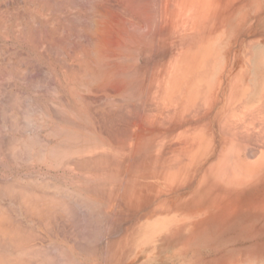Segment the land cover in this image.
<instances>
[{
  "label": "rangeland",
  "instance_id": "obj_1",
  "mask_svg": "<svg viewBox=\"0 0 264 264\" xmlns=\"http://www.w3.org/2000/svg\"><path fill=\"white\" fill-rule=\"evenodd\" d=\"M192 2L189 3L192 4L190 8L187 5L188 10L184 15H187L189 9L198 7L194 4L197 0ZM173 3L174 0H170L167 8L171 5L172 12H175ZM248 3L247 0H201L199 7L203 6L202 10L196 8V11L204 12V16L201 14L199 17L201 27H196V31L189 32L179 40L182 43L187 41L184 43L192 48L188 51L190 54L197 45L200 47V43L209 46L214 42L212 37L219 34L220 41L216 42L219 52L231 40V28L238 30L251 21L246 16ZM97 6V0H0V264H137L136 248L141 253L149 248L159 252L167 246L164 239L167 234L180 239L193 230L195 235H200L203 230L192 227L191 220L197 222L199 216L203 217V212H212V209L200 208L203 205L198 204L201 195L202 201H205L203 197L206 192H199V181H204L205 178L190 175L200 169L197 156L201 148L206 142H214V138L219 139L221 144H228L231 140L238 143L239 136L246 145L247 138L243 136L253 137L260 132L256 129L238 131V128H220L224 133L219 128L212 127L209 121L220 98L215 90H204L206 85L202 83L205 80L202 69L207 67L202 63L199 66V71L202 68V80L199 81L200 77L194 79L195 72L187 75L189 93L186 110L185 105L182 112H178L180 108L177 104L178 111L170 107L169 112L175 110L170 112L174 121L170 119L168 124L173 123L171 126L175 127H169V135L150 143L147 139H140L142 142L137 140L138 144L134 143L132 131L134 129L136 132L138 129L128 123L134 119V115L141 117V114L144 116L150 112L152 104L148 106L149 103L145 105L142 102L138 107L137 102L141 99L140 93L147 87H141V84L150 78V67H153L151 61H159V57L155 55L158 48L154 45L152 51H148L141 47L130 60L134 63L137 61V65L134 64L131 70L128 69L127 74H119L127 82L123 97L116 98L120 102H110L108 98L106 100L101 92H95L93 96L94 92L88 94L83 91L79 81H88L89 76L71 54L79 51L81 45L89 51L93 49L94 14ZM171 15L168 16L172 20L168 21L172 31L177 22L175 19L178 17V23L181 19L179 16L172 18ZM185 23L191 25L189 19ZM124 24L131 32H140L126 22ZM178 25L180 24L175 26ZM86 28L91 30L87 31ZM81 29L85 32L80 33L84 39L87 35L85 41L81 39L82 36L77 35ZM73 30L78 31L73 39L77 44L71 40L74 37ZM67 32L72 34L69 39ZM238 35L244 36V33H234L232 39ZM199 37L205 40H198ZM69 41L73 43L72 45L70 42L72 46L67 43ZM172 50L177 51L175 47ZM209 54L206 51L210 58L212 55ZM182 62L184 66L182 63L181 73L183 69L191 66L192 61L187 59ZM61 77L76 79V91H83L80 94L77 91V106L66 96L65 89L60 85ZM195 82L199 85L193 84ZM197 86H200L199 89L194 91L193 87ZM128 91H132L133 95ZM90 95L96 100H88ZM119 103L123 105L120 107ZM112 104L118 105L114 107ZM117 106L122 109L124 121L115 130L116 133L119 132L115 137L112 134L114 129H109L113 124L111 126L109 120H104L102 114L104 110L111 112ZM113 111L117 112V109ZM176 111L180 114H176ZM103 121L110 126H105ZM209 124L211 128L207 127ZM225 135L230 138L227 139ZM197 136L203 142L205 140L200 146L196 143ZM163 144L166 147L163 146L155 152V147ZM257 145L259 144L250 143V150H254ZM171 147L174 149L171 150ZM163 148V153H160ZM145 149H149V152ZM95 155L97 158L92 160ZM175 158L181 159L177 167L173 165L178 162ZM142 159L145 160L142 162ZM165 159H171L167 163L172 166L167 163L164 165ZM166 164L168 169L163 167ZM246 166L248 170L251 163L248 161ZM241 168L246 171L243 166ZM163 169L168 172L167 175H164ZM143 173L148 177L142 175ZM157 174L166 177L165 180ZM135 183L140 186L143 183L145 186L138 187ZM156 187H159V191ZM221 194L224 195V191ZM182 212L188 215L187 219L179 217ZM169 215L176 217L172 218L171 230L166 225L165 228L162 227ZM200 226L199 224L198 227ZM206 233H210L212 238V225H209ZM157 236L162 237L157 240ZM143 238L146 239L141 241ZM189 256V253H183V258L190 259ZM239 264L263 263L258 259L245 258Z\"/></svg>",
  "mask_w": 264,
  "mask_h": 264
},
{
  "label": "crops",
  "instance_id": "obj_2",
  "mask_svg": "<svg viewBox=\"0 0 264 264\" xmlns=\"http://www.w3.org/2000/svg\"><path fill=\"white\" fill-rule=\"evenodd\" d=\"M247 1L246 16L251 21L243 28L229 30L231 40L203 63L207 68L202 69V83L206 85L204 90L211 88L220 98L209 121L213 128L241 129L245 125L242 129L254 127L260 132L253 137L247 135L246 145L241 137L238 143L221 144L214 138V142L203 145L197 156L200 169L190 173L205 178L199 181V192H206L205 201L201 195L198 204L212 209L203 212L197 222H190L203 232L197 236L191 230L180 239L167 234V246L159 252L149 248L141 253L136 248L137 264H239L245 258L264 264V0ZM234 33L244 36L232 39ZM250 143L259 145L250 150ZM242 145L246 153L241 152ZM248 161L251 166L242 170L240 163ZM242 175L248 176L247 183L222 184L225 178L238 180ZM209 225L213 226L212 238L206 233ZM184 252L190 259L183 258Z\"/></svg>",
  "mask_w": 264,
  "mask_h": 264
},
{
  "label": "bare ground",
  "instance_id": "obj_3",
  "mask_svg": "<svg viewBox=\"0 0 264 264\" xmlns=\"http://www.w3.org/2000/svg\"><path fill=\"white\" fill-rule=\"evenodd\" d=\"M170 0H97L98 6L96 7V11L94 14V34L93 37L95 38L94 41H92V43L94 42V47L91 51L88 50V48L84 47V45H81V49L79 51H75L74 54L72 55V58L75 59L78 64L80 66H83V69L85 71V73L88 74L89 79L88 81H79L81 82L80 84L82 85V87L84 88L83 91H86L88 94L93 93L92 95L94 96L95 92H101L106 100L107 98L110 100H113L114 102L116 101V98L118 97H123L122 93L124 92L123 90L126 89V84L127 82H125V80H123V77L121 78L120 75H124L126 73V71H128V69L132 68L134 64L137 65V61L134 63L132 61H130L132 59L133 56H135V53H138L141 50V47L147 48L148 51H152V49L154 48V45L157 46L158 51L155 52V55L158 58L159 61H151V63L153 64V67H150L151 74L149 79H146L145 77V81L142 82L141 87H146L144 88V92H146V95L144 92L140 93L141 95L139 96V98H141L140 100H138V107L139 104H141L142 102L145 103V105H147V103H149L148 106H150V104H152V107L150 110V112L144 116L141 117L140 116H135L134 115V119H132L130 121L129 124L136 126L137 127V131L135 132L134 129L132 131V135H133V139L136 141H134V143H137V140L140 139H147L150 142H153L154 140H161L162 138H164L165 136L169 135V130L170 128L173 129V127L175 126H171L170 124H168L170 122L171 116H173V114H170L171 111H175L177 109V111L179 110L178 108H180V110L178 112H180L181 110L184 111L186 110V105H187V101L188 99V87H187V75L190 72H195L196 76H194L195 80H197L199 77V81L202 80V76H201V69L199 71V66L202 63H206L208 61L207 55H206V51L210 52L209 55H214V51L216 50L218 52L219 46L217 43H219L220 41V35L216 34L214 35V38L212 37V40H214V42H212L211 44H209V46H205V44L200 43V47H198V45L196 46V48L189 54V49L191 47H187L185 45V43L187 42H183L179 39L183 38L185 35H187L189 32H194L196 31V27H201V20L199 19L200 15L202 14L204 16V12H202L201 7L203 8V6L199 7L201 0H197V2H195L194 4L198 7H195L193 10L189 9V12L187 13V15H184V13L188 10L186 7L188 5V7L190 8L192 6V4H189L190 2H192L193 0H174V3L172 4L175 9V12L173 10H171V5L169 6V9L167 8V4L169 3ZM49 2V1H47ZM66 2V1H65ZM56 3V1H55ZM72 3V1H71ZM193 3V2H192ZM66 4V3H65ZM171 4V3H170ZM54 6V5H53ZM58 6V5H57ZM29 8V7H28ZM162 8V9H161ZM198 8H200V11H196ZM194 10L196 11L194 13ZM122 12V13H121ZM169 13H173L172 15ZM175 14V15H174ZM168 15H171L172 18H175L177 16H179L181 19L178 23V17L175 19V22L177 24H180L178 26L175 23V25L173 26L174 29H172V31L169 29V27H172L171 25H169V21H171L172 19H170V17ZM174 15V16H173ZM169 17V19H168ZM189 22L191 23V25H188L187 23H185L188 19ZM76 19V18H75ZM192 19V20H191ZM169 20V21H168ZM191 20V21H190ZM60 21V20H59ZM65 21V20H64ZM174 21V19H173ZM172 21V22H173ZM124 22H126L128 25H132L134 27V30H139L140 32H131L129 30V28L124 24ZM172 22L170 24H172ZM68 23V21H67ZM185 24L182 26V24ZM57 24V23H56ZM86 24V23H85ZM67 26V25H66ZM79 28V27H78ZM75 29V28H74ZM77 29V28H76ZM63 30V29H62ZM65 30V29H64ZM79 30V29H78ZM87 30V28H86ZM89 31L91 29H88ZM87 30V31H88ZM176 30V31H175ZM74 31V30H73ZM81 32L77 33L78 31H74V33H72L74 35V37L71 39L72 42L74 44H77L75 40H73L75 37V32L77 33L78 36H82L83 37V33L82 29L80 30ZM86 31V32H87ZM175 31V32H173ZM65 32V31H64ZM68 33V32H67ZM82 33V34H80ZM68 39L70 37H72V34H70V32L68 33ZM197 35V34H196ZM56 36V35H54ZM77 36V37H78ZM87 36V35H86ZM85 36V39H87ZM53 37V36H52ZM59 37V36H58ZM172 37H174V39L172 40ZM198 37V36H197ZM56 39V37H55ZM81 39H84L81 38ZM84 39V41H85ZM203 38L199 37L198 40H202ZM77 40H79L78 42H80V39L77 38ZM197 40V42H198ZM205 40V39H203ZM54 41V38H53ZM83 41V40H82ZM181 41V43H179L177 45V42ZM195 41V40H194ZM44 42V41H43ZM71 41L67 42L70 44ZM71 42V44L73 45V43ZM88 42V40H86V43ZM217 42V43H216ZM81 43V42H80ZM89 43V42H88ZM46 44V43H45ZM45 44H43L45 46ZM70 44V45H71ZM176 44V45H175ZM35 45V44H33ZM38 45V44H37ZM42 45V44H41ZM71 45V46H72ZM172 47H175L177 49V51L172 50ZM195 47V46H193ZM44 48V47H43ZM48 48V47H47ZM79 49V48H78ZM172 51H171V50ZM192 49V48H191ZM176 52V53H175ZM59 53V52H58ZM68 55V54H67ZM154 55V56H155ZM68 57V56H67ZM137 58V57H136ZM211 58V56H210ZM138 59V58H137ZM139 59L141 60V58L139 57ZM138 59V60H139ZM156 59V58H155ZM187 59L190 61H192L191 66L186 67L185 69H183V73H181V64L183 63L182 66H184V62H182V60H186ZM64 60V59H63ZM68 60V59H67ZM145 60L146 57H145ZM143 60V61H145ZM69 61V60H68ZM195 61V62H194ZM65 62V61H64ZM190 63V62H189ZM140 64V63H139ZM186 64H188L186 62ZM135 65V66H136ZM134 66V68H135ZM160 66V67H158ZM139 67V66H138ZM137 67V68H138ZM142 68V67H141ZM148 68V67H147ZM158 69V71H157ZM131 70V69H130ZM133 70V69H132ZM135 70V69H134ZM142 70V69H141ZM140 71V69H139ZM199 71V73H198ZM60 72V71H59ZM159 72V74L157 73ZM130 73H132L130 71ZM135 73V72H134ZM133 73V74H134ZM139 73V72H138ZM127 74V73H126ZM157 74V76H156ZM68 75V74H67ZM138 75V74H136ZM159 75V76H158ZM58 76V75H57ZM69 76V75H68ZM130 77V76H129ZM128 77V78H129ZM59 78V76H58ZM61 81H60V85L65 89L66 91V96L71 100V103L74 106H77V103L75 101V96H77V94L82 93L79 92L77 93L76 89H77V81L76 79L74 80V78H63L61 77ZM56 79V78H55ZM82 80V79H81ZM84 80V79H83ZM198 81V82H199ZM57 82V81H56ZM130 82V81H128ZM200 83V82H199ZM196 85V82L193 83ZM51 85V84H50ZM54 85V84H53ZM133 85V84H132ZM201 85V84H200ZM185 86V87H184ZM195 86V85H194ZM134 87V86H133ZM200 86L197 87H193L195 88L194 91H197L199 89ZM127 88L131 87L128 86ZM138 88V87H137ZM82 89V88H81ZM148 89V91L146 90ZM74 92H73V91ZM130 92V94L133 95V93H131L132 91H128V93ZM141 92V91H140ZM148 92V93H147ZM127 93V92H126ZM127 93V94H128ZM55 94V93H54ZM86 94V93H85ZM87 94V95H88ZM145 97H144V96ZM89 96V95H88ZM88 96H85L86 98H88ZM91 96V95H90ZM96 96V95H95ZM195 96V95H193ZM80 98L83 96H79ZM84 97V98H85ZM130 97V96H128ZM136 97V96H135ZM81 98V99H82ZM85 98V99H86ZM95 97L88 98V100L92 99ZM101 98V96H100ZM100 98H97L98 100ZM133 98V97H131ZM137 98V97H136ZM101 99H104L101 98ZM115 99V100H114ZM119 99V98H118ZM117 99V102H120ZM123 99V98H122ZM128 99V98H125ZM96 100V99H95ZM108 100V102H109ZM137 100V99H136ZM84 101V99H83ZM82 101V102H83ZM87 101V100H85ZM63 102V101H62ZM81 102V103H82ZM112 102V103H114ZM122 102V101H121ZM84 103V102H83ZM128 104H130V102H127ZM136 103V102H135ZM134 103V104H135ZM91 104V103H89ZM101 104V103H100ZM121 104L123 105V103H119V106L121 107ZM176 104L179 105V107H176ZM198 104V103H196ZM202 104V103H201ZM52 105V104H51ZM54 105V104H53ZM56 105V104H55ZM86 105V104H85ZM113 105V104H112ZM115 105L118 104H114L113 106L116 107ZM142 105V104H141ZM185 105V107H184ZM112 106V107H113ZM117 106L118 108L115 109H111L112 110H116L117 112L111 110V112H106L105 110L103 111V118L104 120H109V122L111 123V126L113 124V127H109V129L112 131L118 130V128H120V122L124 121V115L122 113V109H119L120 107ZM53 107V106H52ZM137 107V106H136ZM175 108L172 109L170 112L169 110L171 108ZM184 107V110H183ZM55 108V107H54ZM144 108V107H143ZM182 108V109H181ZM101 110H103V108H100ZM140 109V108H139ZM146 109V108H145ZM144 109V110H145ZM120 110V112H119ZM138 110V109H137ZM148 110V109H147ZM146 110V111H147ZM148 110V111H149ZM52 111V110H51ZM100 111V110H99ZM109 111V110H107ZM127 111V110H126ZM125 111V112H126ZM143 111V110H142ZM176 111V114H178ZM181 111V112H182ZM129 112V111H128ZM139 112V111H138ZM169 112V114H168ZM173 113V112H172ZM184 113V112H183ZM199 113V112H198ZM127 114V113H126ZM180 114V113H179ZM178 114V115H179ZM182 114V113H181ZM101 115V116H102ZM129 115V114H127ZM131 116V115H130ZM182 116V115H181ZM199 116V115H198ZM136 117V120H135ZM129 118V117H127ZM173 118V117H172ZM176 118V115L175 117ZM187 119V118H186ZM206 119V118H205ZM207 120V119H206ZM106 121L105 122V126H110V124ZM171 121L173 122L174 120L171 119ZM108 123V124H107ZM107 124V125H106ZM236 124V123H234ZM170 125V126H169ZM174 125V124H173ZM177 125V123H176ZM218 125V124H217ZM216 125V126H217ZM220 125V124H219ZM218 125V126H219ZM104 126V125H103ZM222 126V125H221ZM242 126V125H239ZM245 126V125H244ZM244 126L242 128H244ZM261 126V125H260ZM105 127V128H107ZM115 127V128H114ZM170 127V128H169ZM235 127V126H233ZM232 127V128H233ZM249 127V126H248ZM104 128V127H103ZM113 128V129H112ZM127 128V127H126ZM177 128V127H176ZM241 128V129H242ZM250 128V127H249ZM254 129V127H251ZM250 128V129H251ZM263 128V127H261ZM24 129V128H23ZM129 129V128H128ZM131 129V128H130ZM208 129V128H207ZM223 129V128H222ZM235 129V128H234ZM109 130V131H110ZM120 130V129H119ZM176 130V129H175ZM174 130V131H175ZM185 130V129H184ZM187 130V129H186ZM220 132H224V130L222 131L219 128ZM239 131V129H237ZM243 130V129H242ZM245 130V129H244ZM26 131V130H25ZM108 131V130H107ZM110 131V133H111ZM121 131V130H120ZM123 131V130H122ZM229 131V130H228ZM232 131H235L232 129ZM241 131V130H240ZM247 131V130H246ZM246 131H244L246 133ZM253 131V130H251ZM130 132V131H129ZM237 132V131H236ZM264 132V131H263ZM262 132V133H263ZM115 133V134H114ZM119 134V132H117ZM115 132H112V134L116 137L118 136V134ZM127 133V132H125ZM124 133V134H125ZM225 133V132H224ZM251 133V132H250ZM55 134V133H54ZM123 133H121L122 135ZM236 134V133H235ZM234 134V135H235ZM239 134V132H238ZM244 134V133H243ZM127 135V134H125ZM124 135V136H125ZM226 135L228 136L229 134ZM225 135V136H226ZM231 135V134H230ZM241 135V133H240ZM110 136V135H109ZM120 136V135H119ZM127 136H130L127 135ZM226 136V137H227ZM232 136V135H231ZM236 136V135H235ZM242 136V135H241ZM114 137V138H115ZM187 136H185L186 138ZM189 137V136H188ZM187 137V138H188ZM225 137V138H226ZM240 137V136H239ZM246 137V136H243ZM120 138V137H119ZM230 137H227V139H229ZM237 138V137H236ZM250 138V137H249ZM246 139V138H245ZM39 140V139H38ZM63 140V139H62ZM120 141V139H118ZM122 141V139H121ZM141 142L143 140H140ZM138 141V142H140ZM163 141V140H162ZM187 141V139H186ZM233 140H231L232 142ZM41 142V141H40ZM117 142V141H116ZM205 142V140H204ZM202 141V139L197 136L196 138V143L198 144V146H200L202 143H204ZM227 142V141H226ZM235 142V141H234ZM233 142V143H234ZM237 142V141H236ZM245 142V141H244ZM248 142V141H247ZM158 143V142H157ZM164 143V142H163ZM167 143V142H166ZM194 143V144H196ZM135 144V145H136ZM169 144V143H168ZM172 144V143H171ZM156 145V144H155ZM164 145H160L159 147H155L156 151H159ZM177 145V144H176ZM134 146V145H133ZM149 146V145H148ZM146 146V147H148ZM170 144L168 145L169 148ZM242 149L244 148V145H242ZM94 147V146H93ZM166 147V146H164ZM247 147V146H246ZM149 148V147H148ZM174 147H171V150H173ZM90 149V148H89ZM142 149V148H141ZM166 149V148H165ZM178 149V148H176ZM241 149V148H240ZM239 149V151H240ZM93 150V149H92ZM137 153H138V149ZM146 151H148L147 149H145ZM164 148L162 151H160V153H163ZM170 151V150H169ZM26 152V150H25ZM52 152V151H49ZM84 152V151H83ZM102 152V151H101ZM136 152V151H135ZM133 152V153H135ZM145 152V151H144ZM149 152V151H148ZM166 152V151H165ZM172 152V151H170ZM244 152V149L243 151ZM143 153V152H142ZM141 153V154H142ZM168 153V151H167ZM183 153V152H182ZM240 153V152H239ZM246 153V151L244 152ZM136 154V153H135ZM139 154V153H138ZM145 154V153H144ZM173 154V153H172ZM184 154V153H183ZM181 154V155H183ZM99 155V154H98ZM140 155V154H139ZM146 155V154H145ZM244 155V154H243ZM41 156V155H40ZM162 156V155H161ZM171 156V154L169 155ZM229 156V155H227ZM231 156V155H230ZM247 156V155H246ZM92 157V156H91ZM96 155L94 156L93 159L95 158ZM178 157V156H177ZM185 158V156H183ZM144 158V157H143ZM146 158V157H145ZM148 158V157H147ZM162 158V157H161ZM159 158V159H161ZM163 158H166L165 156H163ZM180 158V157H178ZM187 158V157H186ZM185 158V159H186ZM246 158V157H245ZM84 159L85 156H84ZM231 159V158H230ZM229 159V160H230ZM117 160V159H116ZM142 159L141 161L143 162ZM164 160V159H162ZM171 162V159H168L165 161H163L164 165L165 163H167V161ZM175 160H178L177 163H173V165H175L176 167L178 166L177 164L180 163L179 160L181 159H177L175 158ZM174 160V161H175ZM188 160V159H187ZM118 161V160H117ZM160 161V160H159ZM228 161V160H227ZM226 161V162H227ZM87 162V161H86ZM231 162V161H229ZM161 163V161H160ZM143 163H141L142 165ZM170 164V163H167ZM166 164V166L163 167H167L166 169H168L169 166H172L171 164L168 166ZM242 164L241 166H243V168L246 170L247 169V164L248 162H244V163H240ZM233 165V163H232ZM130 166V165H128ZM132 166V165H131ZM144 166V165H143ZM231 166V165H228ZM135 167V166H134ZM140 168V167H139ZM144 168V167H143ZM175 168V167H173ZM233 168V167H232ZM138 169V168H137ZM142 169V168H140ZM149 169V168H148ZM165 169V168H164ZM163 169V170H164ZM165 169V170H166ZM177 169V168H176ZM196 169V168H195ZM139 170V169H138ZM164 172V175H167L168 170H166ZM192 170V169H191ZM198 170V169H197ZM127 171V170H126ZM144 171V170H143ZM102 172V171H101ZM134 172V169H133ZM142 172V171H141ZM163 172V171H162ZM173 171H169V173H171ZM130 173V172H129ZM132 173V172H131ZM139 173V172H138ZM147 173V171L145 172ZM145 173H143L142 175H144L145 177H148L147 174L145 175ZM151 173V172H150ZM174 173V172H173ZM175 174V173H174ZM131 175V174H130ZM141 175V176H142ZM177 175V174H175ZM186 175V174H185ZM226 174H223V176ZM157 176L159 178H163L165 180V178L160 175L157 174ZM171 176V175H169ZM222 176V177H223ZM231 176V175H230ZM229 176V177H230ZM152 177V176H150ZM156 177V176H155ZM172 178V177H171ZM35 179V178H34ZM151 179V178H150ZM174 179V178H173ZM226 181H222V184L228 183L233 184L235 182V184H241V183H247V179L248 176H240L239 180H236V178H225ZM139 182V181H138ZM142 182V181H141ZM147 182V181H146ZM145 183V182H144ZM126 184V182H125ZM138 187H143V183H141L142 185L140 186V184L138 185L137 183H135ZM147 184V183H146ZM166 184V183H164ZM128 185V184H126ZM167 185V184H166ZM145 186V185H144ZM133 188H135L134 186H132ZM155 187V186H154ZM167 187V186H166ZM55 188V187H54ZM133 188L131 190H133ZM137 188V187H136ZM146 188V187H145ZM157 188V187H156ZM159 188V187H158ZM156 189L159 191V189ZM138 189V188H137ZM141 189V188H140ZM147 190V189H146ZM155 190V192H157ZM162 190V189H161ZM135 191V190H134ZM136 192V191H135ZM140 193V192H139ZM145 193V192H144ZM159 193V192H158ZM157 193V194H158ZM55 194V193H54ZM138 194V193H137ZM147 193H145L146 195ZM131 195V194H130ZM120 197V196H119ZM134 197V195H133ZM153 197V196H152ZM23 198V196H22ZM122 198V195H121ZM129 198V197H128ZM135 198V197H134ZM150 198V197H149ZM57 199V198H56ZM148 200V198H147ZM122 201V200H121ZM125 201V200H124ZM104 209V208H103ZM179 217H184L185 219L188 218V215H186L185 213H181L179 214ZM172 218H176L173 215H169L168 217L165 218V222L163 223L162 227L165 228L166 227L171 230L172 224H173V219ZM167 222V223H166ZM175 224V223H174ZM150 235V233H149ZM2 242V241H1ZM7 243V242H6ZM2 243H0L1 245ZM36 246V245H35ZM2 248V247H1ZM4 249V248H3ZM34 249V248H33ZM40 250V248H39ZM35 251V250H34ZM65 257V256H64ZM63 262V261H62ZM72 262V261H71Z\"/></svg>",
  "mask_w": 264,
  "mask_h": 264
}]
</instances>
